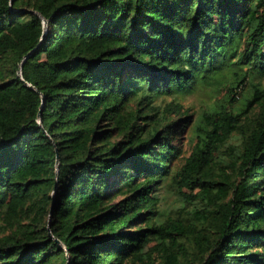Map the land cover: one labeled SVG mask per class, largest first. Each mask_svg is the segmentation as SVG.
I'll return each mask as SVG.
<instances>
[{
	"label": "trees",
	"instance_id": "obj_1",
	"mask_svg": "<svg viewBox=\"0 0 264 264\" xmlns=\"http://www.w3.org/2000/svg\"><path fill=\"white\" fill-rule=\"evenodd\" d=\"M0 264H264V0H0Z\"/></svg>",
	"mask_w": 264,
	"mask_h": 264
},
{
	"label": "rangeland",
	"instance_id": "obj_2",
	"mask_svg": "<svg viewBox=\"0 0 264 264\" xmlns=\"http://www.w3.org/2000/svg\"><path fill=\"white\" fill-rule=\"evenodd\" d=\"M180 100L192 108V111L199 110L201 111L205 105L210 103L215 99V95L210 92L209 89H202L198 87L194 93L183 95L179 97ZM195 117V116H194ZM182 130H176L174 134L171 136V141L173 144L180 146L182 150L181 156L173 162V166H179L182 163V160L185 156H188L192 146L193 141L190 140L192 135V126L189 124L186 127L178 128ZM240 136H235V140H239ZM159 195L161 196V206L162 208L169 209L170 206L173 204L174 197L171 196L168 192H166L165 188H161L159 190Z\"/></svg>",
	"mask_w": 264,
	"mask_h": 264
},
{
	"label": "water",
	"instance_id": "obj_3",
	"mask_svg": "<svg viewBox=\"0 0 264 264\" xmlns=\"http://www.w3.org/2000/svg\"><path fill=\"white\" fill-rule=\"evenodd\" d=\"M45 25H46V22H45ZM21 74V73H20ZM59 159V156L57 157Z\"/></svg>",
	"mask_w": 264,
	"mask_h": 264
}]
</instances>
